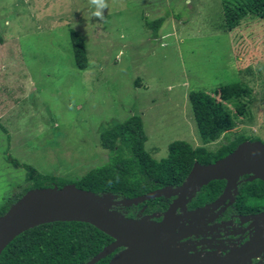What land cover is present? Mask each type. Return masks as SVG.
<instances>
[{
	"label": "rangeland",
	"instance_id": "rangeland-1",
	"mask_svg": "<svg viewBox=\"0 0 264 264\" xmlns=\"http://www.w3.org/2000/svg\"><path fill=\"white\" fill-rule=\"evenodd\" d=\"M105 3L99 20L88 0H0V205L38 177L58 188L105 164L101 132L133 114L157 160L174 140L213 149L223 137L200 140L190 90L236 80L249 87L248 115L233 130L264 143L262 19L246 15L227 31L221 0ZM70 33L83 41L84 69L74 63Z\"/></svg>",
	"mask_w": 264,
	"mask_h": 264
},
{
	"label": "trees",
	"instance_id": "trees-1",
	"mask_svg": "<svg viewBox=\"0 0 264 264\" xmlns=\"http://www.w3.org/2000/svg\"><path fill=\"white\" fill-rule=\"evenodd\" d=\"M223 27L229 31L246 15L264 21V0H221ZM163 18L149 25L156 30ZM74 63L84 69L85 49L82 39L70 33ZM251 89L239 81L220 85L211 91L190 90L188 102L196 124L197 134L203 144L221 141L213 149L205 145L192 146L186 140H174L168 144V154L159 160L152 157L144 147L146 133L142 118L133 114L103 130L100 142L110 150L108 161L89 170L75 185L97 195L111 194L115 199L144 194L155 188L175 187L185 179L193 163H212L231 152L244 140H256L244 131H234L236 120L248 115ZM231 107H230V106ZM242 176L229 213L252 214L264 212V181L245 180ZM47 176L38 177L32 187L50 186ZM58 183V187L64 185ZM224 180H212L202 186L188 203V208L201 207L213 201L222 192ZM52 187V186H50ZM24 187L4 199L0 205L2 215L12 203L28 189ZM170 198L159 196L128 207L115 206L124 215L136 217L161 212ZM112 238L95 226L82 221H52L38 224L16 235L1 251L0 264H85ZM111 255L95 264H105Z\"/></svg>",
	"mask_w": 264,
	"mask_h": 264
},
{
	"label": "water",
	"instance_id": "water-1",
	"mask_svg": "<svg viewBox=\"0 0 264 264\" xmlns=\"http://www.w3.org/2000/svg\"><path fill=\"white\" fill-rule=\"evenodd\" d=\"M244 175L247 181H264V143L259 139L240 142L231 152L212 163L195 161L178 186L155 188L133 197L115 199L112 195V199L102 198L74 183L58 188H30L0 215V253L16 235L38 224L82 221L112 238L85 264H95L112 253L107 264H253V259L264 253V212L238 215L239 225H245L242 231L248 236L232 248L226 245L221 254H210L209 251L210 255L199 258L193 252L180 253L175 245L178 240L198 232L194 229L198 223H207L205 228L209 231L220 226L211 222L234 201L240 178ZM216 179L225 181L219 196L201 207L188 210L187 203L195 193ZM159 196L173 197L161 213L143 215L142 218L124 214L119 217L110 209L117 205H136ZM118 248L120 250L114 252Z\"/></svg>",
	"mask_w": 264,
	"mask_h": 264
},
{
	"label": "flooded vegetation",
	"instance_id": "flooded-vegetation-1",
	"mask_svg": "<svg viewBox=\"0 0 264 264\" xmlns=\"http://www.w3.org/2000/svg\"><path fill=\"white\" fill-rule=\"evenodd\" d=\"M167 197L170 198V201L173 198L172 196H167ZM170 201L168 202V204L170 203ZM188 203H187V209L191 210L188 208ZM123 212L125 213V211ZM161 212L157 211L150 214L161 213ZM224 212L220 214L219 218L211 222V224H216V223L220 224V226L217 229L209 231L206 230L205 228L207 226V223L206 224L198 223L194 227V229H196L198 232H195L194 234H192L187 238L178 240L175 243V245L178 248L179 252L182 254H188L190 252H193L197 256H199V258H203L210 254H221L226 245H228L229 248H232L233 246L238 245L243 240H245L248 236L246 231L245 232L242 231L245 225L242 226L239 225V220L237 218V216L241 214L229 213L228 215L224 216ZM139 216H143V215L140 212H138L136 214V217ZM155 219H159V217ZM230 231H233L234 234L229 235L228 233ZM118 250H120V248L116 249L114 252ZM209 251L211 252L210 254L208 253ZM113 254L114 253H112L111 256ZM255 259H257L256 262ZM255 259H253L252 263L260 264L261 261H264V253H262L261 256ZM107 262L105 264H107Z\"/></svg>",
	"mask_w": 264,
	"mask_h": 264
},
{
	"label": "clouds",
	"instance_id": "clouds-1",
	"mask_svg": "<svg viewBox=\"0 0 264 264\" xmlns=\"http://www.w3.org/2000/svg\"><path fill=\"white\" fill-rule=\"evenodd\" d=\"M107 7L105 0H88L89 15L91 17L104 19V10Z\"/></svg>",
	"mask_w": 264,
	"mask_h": 264
}]
</instances>
